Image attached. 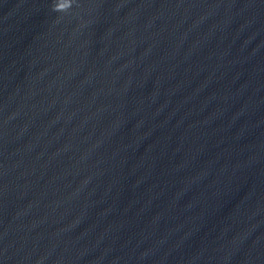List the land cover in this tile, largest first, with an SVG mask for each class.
Masks as SVG:
<instances>
[{"label": "water", "instance_id": "obj_1", "mask_svg": "<svg viewBox=\"0 0 264 264\" xmlns=\"http://www.w3.org/2000/svg\"><path fill=\"white\" fill-rule=\"evenodd\" d=\"M0 264H264V0H0Z\"/></svg>", "mask_w": 264, "mask_h": 264}, {"label": "clouds", "instance_id": "obj_2", "mask_svg": "<svg viewBox=\"0 0 264 264\" xmlns=\"http://www.w3.org/2000/svg\"><path fill=\"white\" fill-rule=\"evenodd\" d=\"M56 10H58V11H65L66 9H62L61 6H60V4H57L56 5Z\"/></svg>", "mask_w": 264, "mask_h": 264}]
</instances>
